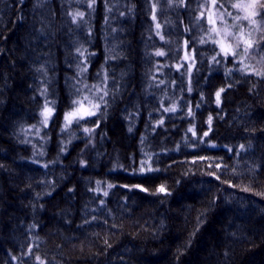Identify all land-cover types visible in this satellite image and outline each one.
I'll use <instances>...</instances> for the list:
<instances>
[{
  "label": "trees",
  "instance_id": "16d2710c",
  "mask_svg": "<svg viewBox=\"0 0 264 264\" xmlns=\"http://www.w3.org/2000/svg\"><path fill=\"white\" fill-rule=\"evenodd\" d=\"M235 2L214 9L243 15ZM195 6L211 0H0V264H264V76L227 72L219 104L181 102L191 66L190 87L218 73L220 48L184 25ZM160 49L161 72L137 75ZM261 56L246 58L255 71ZM94 85L105 103L64 129L73 100L99 102ZM130 90L141 105L124 96ZM125 103L131 110L119 109ZM142 117L148 125L123 132ZM103 152L126 165L103 171Z\"/></svg>",
  "mask_w": 264,
  "mask_h": 264
},
{
  "label": "snow or ice",
  "instance_id": "6c2138e0",
  "mask_svg": "<svg viewBox=\"0 0 264 264\" xmlns=\"http://www.w3.org/2000/svg\"><path fill=\"white\" fill-rule=\"evenodd\" d=\"M216 5L217 0H211L212 8H215ZM89 6L91 7V4ZM202 7L204 6L202 5ZM220 7L223 8V5H220ZM231 7L243 13V15L233 16L231 12L220 13L219 15H217L216 13L209 10L207 19L208 23L212 25L209 38L212 43L216 44L220 48V52L218 53V55L222 54L225 57L232 56L241 65L242 71H249V66L245 63V60L249 55H252L254 50L256 49H261L262 51H264V35H262L259 39H253L251 31H246L245 28L238 22L247 21L249 25L256 26V30L258 32L264 33V28H261L259 26L260 22L255 19L257 16L264 17V0H237V2L232 3ZM201 15H203V13H201ZM225 15L233 16L234 23L232 25L225 24V27L223 29L217 28V20H220L221 23H224ZM77 16L82 18L83 13L78 12L73 14V22H76ZM153 19H155V16L153 17ZM159 27V24H157V28ZM236 27H239V32H233L229 30L230 28ZM212 34H214L215 38H212ZM161 39H163V37H161ZM207 42H209V40H206L204 38H201L200 40V43L202 44ZM156 55H164V53L157 51ZM260 59L261 61H264V56H261ZM212 61L218 62L215 56L212 57ZM251 71L252 74L264 76V70L255 71L254 69H251ZM93 88H95L97 92H103V95L99 96V102L95 101L89 96H83L82 99L73 100L72 103L73 105H75V107L71 111L65 113L64 129H67L74 121L78 122L79 120H83L86 117L95 115L96 112L100 109L101 103H105L104 96L108 95L107 91L95 85L93 86ZM223 91L224 89H220V91L216 93L218 104L220 101V94ZM165 111H175V107L173 106L172 108L165 109ZM40 115L42 117L41 123L46 127L48 124V120L52 115V108H50L46 103ZM209 120H211V118H209ZM36 131L37 134H39V129H36ZM84 131L85 133H89L92 131V129L85 128ZM205 135H207V133H205ZM143 170L144 169L141 168V171ZM148 170L151 171L152 169L149 168ZM109 187H111V185H109ZM158 191L164 192L165 188L161 186ZM37 259L39 260V258ZM41 264H43V262H41Z\"/></svg>",
  "mask_w": 264,
  "mask_h": 264
},
{
  "label": "bare ground",
  "instance_id": "6f19581e",
  "mask_svg": "<svg viewBox=\"0 0 264 264\" xmlns=\"http://www.w3.org/2000/svg\"><path fill=\"white\" fill-rule=\"evenodd\" d=\"M166 5L164 4H159L157 6L156 9H162L165 10L166 9ZM193 13L191 16H189L185 22L184 25L188 26L190 28H194V29H198V30H203L201 32V34L203 35V37L206 39V37L209 39V34H210V29L212 27V25H210L209 23H207L208 19L205 15V12L207 11V7L204 8V10H201L200 7H193ZM201 13H203V15H201ZM202 21H204V25L202 24ZM207 28V31H206ZM213 37V36H212ZM160 52H164L162 49L158 50ZM220 52V50H214L213 52V56L216 57L217 61L214 64V70L218 73H211L208 76H203V78H201L200 80H202V82L204 84H199L196 85V83H192L191 87H190V83H191V71H193V66H191L189 68V73H188V89L192 88L189 92H187L184 95V90L179 88L178 92L180 94L181 98V102L182 103H189L192 102L196 105H200V104H204L206 101L210 100V102L216 104L217 103V96L216 93L218 91H220V89L222 88H226L227 86H229V84H231V82H233L231 79H229V75L228 74V78L224 77V74H226L227 72H238L241 70V65L237 62L236 59H234L232 56H228L225 57L224 55L220 54L218 55V53ZM156 54V51L154 52ZM165 54V52H164ZM189 55H187L186 57L183 56L180 58L179 63H177L174 67L176 69H179L181 67L182 70L185 69V66H183L185 63L187 64V58ZM158 59L160 60L159 62H149V61H143L142 64L140 65V69H139V73L137 75H140L141 77H143L146 74H149L151 72H161L162 66L160 65L161 60L164 59L163 55H157ZM245 63L249 66V69L251 71L252 67L249 65V63L245 60ZM221 72L223 74H221ZM144 82H146V84L148 85V81L147 80H143ZM133 83L138 84L139 85V79H135L133 81ZM129 94L127 95L126 93L124 94V96L131 102L133 103L136 107L141 105L142 100L141 98H137L134 96H131V90L128 91ZM149 94H151V99H156V89L152 88L151 90H149ZM184 95V96H183ZM224 97V91L221 92L220 94V98ZM220 102V101H219ZM124 106L126 108H122L120 107L119 109L121 110H125V111H129L131 110L130 108H127L128 105L126 106V103L124 104ZM157 108H159V105H157ZM122 120V119H119ZM122 124H124V122H122ZM148 120L147 117H142L139 120H137L135 122V124H133L132 126L129 127H125L123 128V132H125L127 129H131L133 131L139 132L142 128V126L144 125H148ZM125 134V133H124ZM98 150L99 149H86V153H89L90 155L94 156L96 154H98ZM88 151V152H87ZM78 158H81V156H79ZM85 156L83 157V159L80 160V162H82L83 164H85ZM100 160V167L101 169H103V171H108V172H112V173H116L118 172L117 169H119L120 167H122L123 165H126L125 163H114L112 161V157L107 153V152H103L102 155L99 158ZM98 160V161H99ZM141 173L143 175H147V176H151L152 175V171H149L148 169H144L143 171H141ZM213 176L212 172H209L206 175V178ZM86 178H88V183L91 181V176H87ZM229 179V177H228ZM227 179V180H228ZM226 180V181H227ZM225 181V182H226ZM230 181V179H229ZM113 183H116L115 180H113ZM80 214L82 212H79ZM157 220H156V224H157ZM161 226L159 227L160 230L165 229V231L167 229L166 227H163L162 225L165 223L167 224L165 221L164 222H160ZM146 227H150L149 223L147 225V223L145 224ZM37 226H34V228L32 229V231H27L26 234H32L37 230ZM145 231V229H143ZM167 232V231H166ZM190 245L187 246V248H189ZM122 249V248H121ZM121 249H119L121 251ZM120 259H124V256L119 255L118 256Z\"/></svg>",
  "mask_w": 264,
  "mask_h": 264
},
{
  "label": "rangeland",
  "instance_id": "374dc122",
  "mask_svg": "<svg viewBox=\"0 0 264 264\" xmlns=\"http://www.w3.org/2000/svg\"><path fill=\"white\" fill-rule=\"evenodd\" d=\"M209 10H211L212 12H214V13H216L217 15H219V13H218V11L217 10H215L214 8H212V7H208L207 8V11L205 12V15H206V17H208V15H209ZM221 22V21H220ZM207 23H208V21H207ZM220 29H222V23H220ZM230 31H233V32H236L235 30H234V28H230L229 29ZM210 31V30H209ZM212 38H215V36H214V34H212ZM229 39H231V38H229ZM207 40H209V39H207ZM209 42H211L210 40H209ZM212 43V42H211ZM217 46V45H216ZM188 54H187V50H185L184 51V57H186Z\"/></svg>",
  "mask_w": 264,
  "mask_h": 264
}]
</instances>
